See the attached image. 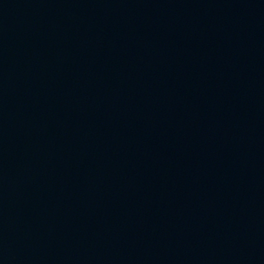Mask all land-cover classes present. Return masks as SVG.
<instances>
[{
	"label": "water",
	"instance_id": "95a60500",
	"mask_svg": "<svg viewBox=\"0 0 264 264\" xmlns=\"http://www.w3.org/2000/svg\"><path fill=\"white\" fill-rule=\"evenodd\" d=\"M0 264H19L0 139Z\"/></svg>",
	"mask_w": 264,
	"mask_h": 264
}]
</instances>
